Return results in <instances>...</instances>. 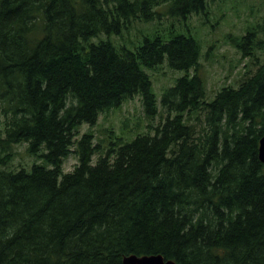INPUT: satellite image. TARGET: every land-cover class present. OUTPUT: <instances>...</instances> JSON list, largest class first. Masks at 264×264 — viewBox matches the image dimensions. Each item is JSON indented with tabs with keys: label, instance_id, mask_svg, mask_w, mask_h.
I'll list each match as a JSON object with an SVG mask.
<instances>
[{
	"label": "trees",
	"instance_id": "16d2710c",
	"mask_svg": "<svg viewBox=\"0 0 264 264\" xmlns=\"http://www.w3.org/2000/svg\"><path fill=\"white\" fill-rule=\"evenodd\" d=\"M208 3L0 0V264H264V40L258 25L237 37L257 68L209 100L187 24ZM164 17L169 40L156 27L138 44L93 42ZM165 61L186 74L159 112L147 70ZM138 95L148 121L161 116L151 132L105 151L78 138ZM22 144L45 150L44 165L15 167ZM71 153L78 163L65 173Z\"/></svg>",
	"mask_w": 264,
	"mask_h": 264
},
{
	"label": "rangeland",
	"instance_id": "374dc122",
	"mask_svg": "<svg viewBox=\"0 0 264 264\" xmlns=\"http://www.w3.org/2000/svg\"><path fill=\"white\" fill-rule=\"evenodd\" d=\"M169 22L170 19L164 17L161 21L157 20L151 24L136 23L123 38L101 35L93 42L110 40L118 44L131 40L138 44L143 41L144 35L152 32L156 27L169 40L168 30L172 25H169ZM187 24L191 28L192 35L201 45L200 75L206 84L209 100H212L223 87H238L244 75L257 68L252 65L251 59L243 58L234 41L237 37L245 35L250 26L255 25L260 27L259 31L262 34L259 37L264 40V0H209L207 14L193 15L188 19ZM176 29L179 34L186 33L185 26L181 23L176 24ZM257 52L264 61V48ZM147 73L153 83L159 112H162L163 92L174 86L177 79L186 73L172 70L167 61L155 70H147ZM161 120L160 116L148 121L144 113L142 97L138 95L126 101L121 107L102 113L95 125H81L78 138L88 133L93 136L96 144L102 145V150L105 151L120 140L130 143L139 135L151 132L149 125L158 126ZM15 152L16 158L13 161L15 167L20 166L30 171L35 164L44 165V159L40 156L45 150L38 155H30L27 152V145L22 144L15 147ZM77 163L78 156L71 153L64 161L63 171L71 172Z\"/></svg>",
	"mask_w": 264,
	"mask_h": 264
},
{
	"label": "water",
	"instance_id": "95a60500",
	"mask_svg": "<svg viewBox=\"0 0 264 264\" xmlns=\"http://www.w3.org/2000/svg\"><path fill=\"white\" fill-rule=\"evenodd\" d=\"M259 158L264 164V137L260 140ZM124 264H177L173 260H166L162 255H130L124 258Z\"/></svg>",
	"mask_w": 264,
	"mask_h": 264
}]
</instances>
